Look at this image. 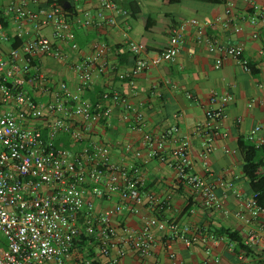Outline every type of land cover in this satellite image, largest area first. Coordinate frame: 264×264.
Listing matches in <instances>:
<instances>
[{"label": "built area", "instance_id": "obj_1", "mask_svg": "<svg viewBox=\"0 0 264 264\" xmlns=\"http://www.w3.org/2000/svg\"><path fill=\"white\" fill-rule=\"evenodd\" d=\"M66 1L3 0L0 4V264H73L74 258L78 264H91L93 256L84 245L95 246L100 254L109 256L111 248L117 245L115 216L124 210L138 213L141 207L146 211L139 214L140 226L121 227L113 261H118L128 246L142 259L137 264H150L143 258L150 254L158 232L174 264V239L187 245L215 239L199 227L168 217L171 200L144 189L141 163L146 158L167 159L166 145L175 142L168 162L178 183L200 193L208 207L218 206L216 189L230 182L220 178L212 182L192 171L189 137L179 135L176 125L158 131L145 130L143 112L119 91L103 90L94 99L83 95L92 86L93 70L103 72L107 68L108 43L104 39H92L89 55L71 64L77 78L75 87L44 72L41 57L64 61L69 50L79 49L75 28L114 26L118 16L127 15L115 0H102L95 12L75 11L71 4L65 5ZM226 12H231L230 4ZM248 16L252 25L264 26L263 5L251 2ZM209 24L194 17L183 20L172 28L167 45L150 53L143 42L126 40V47L134 56L133 65L117 76L132 78L174 60L188 27L193 28L196 43L216 54V67L230 57L251 71L242 56V46L226 45L207 34L205 26ZM42 27L51 29V37L38 32ZM239 29L240 26H234L235 31ZM257 35V31L251 34L254 38ZM259 54L264 55V42ZM229 99L226 93L213 92L210 96L216 106L205 110L208 121L204 129V156L213 148L215 137L226 134L220 132V127ZM254 101L250 99L248 105ZM256 101L264 107V98ZM115 109L121 126L142 131V147L125 143L121 148L123 154L130 153L142 162L117 159L109 143L94 138L97 126L112 125ZM260 128L255 125L245 139L262 151L264 137L258 135ZM143 149L146 158L142 157ZM111 196L118 200L96 209V200ZM255 197L252 192L243 209L236 212L248 224L264 214V206L257 204ZM243 243L264 249L260 227L247 231ZM233 245L231 241L229 247L233 249ZM211 264H218V259L211 258Z\"/></svg>", "mask_w": 264, "mask_h": 264}, {"label": "crops", "instance_id": "obj_2", "mask_svg": "<svg viewBox=\"0 0 264 264\" xmlns=\"http://www.w3.org/2000/svg\"><path fill=\"white\" fill-rule=\"evenodd\" d=\"M101 1L66 2L71 4L75 11L89 9L95 12ZM115 1L127 11L126 16H118L114 26L75 28L79 49L69 50V56L64 61L41 57L42 69L54 78L66 80L71 87H75L77 78L71 64L89 55L92 39H104L108 43L107 68L103 72L93 70L92 86L83 95L94 99L103 90L119 91L137 110L143 112L145 130L158 131L176 125L179 135L189 137L192 171L212 182L217 178L230 182L228 186L217 187L218 206L208 207L203 203L200 193L178 183L176 172L168 162L175 142L166 145L165 160L155 157L147 159L143 149L142 157L146 158V161L142 162V159L134 158L130 153H122L121 148L125 143L142 147V131L121 126L118 123L117 109L113 113V123L110 127L97 126L94 138L109 143L117 159L124 158L130 163L142 162L144 189L160 198L169 197L171 200V212L167 214L168 217L199 227L215 239L208 240L206 244L194 245L174 239L171 242L176 261L174 264H211V258L214 257L218 259V264H264L263 248L251 246L253 254L240 255L234 250L235 243L231 249V241L225 235H217L218 228L226 227L235 230L243 238L247 231L255 226H259L264 234V214L251 224L245 223L236 215L238 210L243 209L252 193L248 179L242 171L243 160L238 151V141L245 140V136L255 125L261 126L258 135L264 137V107L256 101L264 98V55L259 54L264 42V26L252 25L248 20L249 4L255 1L264 6V0H224L219 3L204 0H181L175 3H169L168 0ZM1 3L3 0H0ZM229 4L231 12L227 13ZM193 17L202 22H209L210 24L205 26V32L222 43L240 44L243 49L242 56L253 65L256 72L245 70L230 57L224 58L222 64L216 67V54L209 52L204 44L196 43L193 28L188 27L187 36L174 60L163 62L132 78L121 79L117 76L119 72L126 71L133 65L134 56L128 51L126 40L143 42L149 53L159 51L167 45L172 28ZM225 22H228L227 26L224 25ZM235 25L240 26L239 31L234 30ZM253 31L258 34L255 38L251 36ZM38 32L51 37L49 27H42ZM213 92L226 93L230 97L220 127V132L226 134L216 136L213 148L204 156V129L208 121L205 110L216 106L210 101ZM187 94H190V97ZM252 98L255 101L249 106L248 102ZM117 200V196L98 199L95 207L100 210L111 206ZM145 211L146 209L141 207L138 213L124 210L116 215L117 235L120 236L122 226L138 228L139 214ZM118 236L114 238L117 245L111 248L109 256L100 254L92 245L85 244L84 248L91 249L97 264L139 263L142 259L128 246H125L124 255L118 257V261H113L117 255ZM155 237L150 254L143 258V261L150 264H172L161 235L155 232ZM72 263L78 264L77 258H74Z\"/></svg>", "mask_w": 264, "mask_h": 264}, {"label": "trees", "instance_id": "obj_3", "mask_svg": "<svg viewBox=\"0 0 264 264\" xmlns=\"http://www.w3.org/2000/svg\"><path fill=\"white\" fill-rule=\"evenodd\" d=\"M169 3L180 2L181 0H168ZM214 3L223 2L224 0H204ZM15 43L12 42V45ZM252 72H256L253 65L250 64ZM238 151L243 160L242 171L248 179V186L252 192L256 193L255 200L257 204L264 206V151L255 148V146L247 139L238 141ZM225 235L230 241L235 243L234 250L239 254L250 256L253 254V248L243 243V238L235 230L226 227L218 228L217 235ZM83 245V243H81ZM89 255L93 256L89 248ZM91 264H97L94 260Z\"/></svg>", "mask_w": 264, "mask_h": 264}, {"label": "water", "instance_id": "obj_4", "mask_svg": "<svg viewBox=\"0 0 264 264\" xmlns=\"http://www.w3.org/2000/svg\"><path fill=\"white\" fill-rule=\"evenodd\" d=\"M65 5H67V2H65Z\"/></svg>", "mask_w": 264, "mask_h": 264}]
</instances>
